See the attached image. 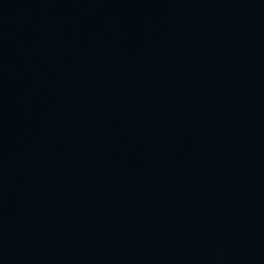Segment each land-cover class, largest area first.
I'll return each mask as SVG.
<instances>
[{"label": "water", "instance_id": "95a60500", "mask_svg": "<svg viewBox=\"0 0 264 264\" xmlns=\"http://www.w3.org/2000/svg\"><path fill=\"white\" fill-rule=\"evenodd\" d=\"M0 264H264V0H0Z\"/></svg>", "mask_w": 264, "mask_h": 264}]
</instances>
